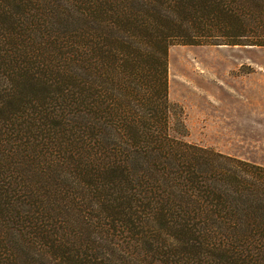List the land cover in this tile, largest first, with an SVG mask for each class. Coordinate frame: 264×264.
<instances>
[{"label":"trees","instance_id":"trees-1","mask_svg":"<svg viewBox=\"0 0 264 264\" xmlns=\"http://www.w3.org/2000/svg\"><path fill=\"white\" fill-rule=\"evenodd\" d=\"M174 44L264 46V0H0V264H264V166L172 134Z\"/></svg>","mask_w":264,"mask_h":264},{"label":"rangeland","instance_id":"rangeland-1","mask_svg":"<svg viewBox=\"0 0 264 264\" xmlns=\"http://www.w3.org/2000/svg\"><path fill=\"white\" fill-rule=\"evenodd\" d=\"M172 134L264 166V46L174 44Z\"/></svg>","mask_w":264,"mask_h":264}]
</instances>
